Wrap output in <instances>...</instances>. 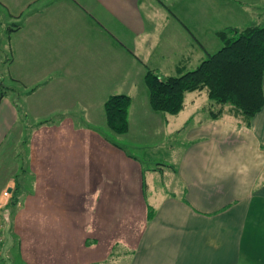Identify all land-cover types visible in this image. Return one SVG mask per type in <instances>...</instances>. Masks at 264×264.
<instances>
[{"label":"crops","instance_id":"0c3cea01","mask_svg":"<svg viewBox=\"0 0 264 264\" xmlns=\"http://www.w3.org/2000/svg\"><path fill=\"white\" fill-rule=\"evenodd\" d=\"M256 2L0 0L10 52L6 74L19 84V104L4 96L0 105V143L17 111L36 119L32 150L44 200L57 194L53 190L62 181V190L73 191L76 179L101 175L94 156L102 152L103 141L95 127L74 117L100 111L111 94L131 96L129 124L135 113L158 116L169 139L162 145L170 150L160 168L148 170L146 201L152 213L136 234L103 241L99 231L96 245L77 248L81 232L73 219L64 236L59 222L52 223L47 237L22 228V263L264 264V105L250 119L230 105L214 117L221 105L204 88L186 92L177 114L159 112L150 107L144 82L147 68L162 77L195 68L221 47L218 31L251 25ZM263 16L253 24L264 25ZM222 18L230 22L221 25ZM139 95L148 101L143 109L136 104ZM45 163L51 164L50 176ZM92 163L98 171H92ZM44 180H51L50 186L44 187ZM3 198L0 232L1 212L8 206ZM20 217L25 219L24 211ZM5 235H0V264H13ZM114 239L120 241L116 260H109Z\"/></svg>","mask_w":264,"mask_h":264},{"label":"rangeland","instance_id":"374dc122","mask_svg":"<svg viewBox=\"0 0 264 264\" xmlns=\"http://www.w3.org/2000/svg\"><path fill=\"white\" fill-rule=\"evenodd\" d=\"M252 1H257L258 5H254L253 16L248 24L257 22L255 20L261 18L264 12V0ZM229 22L228 18H222L219 21L224 26ZM1 24H3V12L0 8V105L4 96L15 98L16 104H19V84L13 82L6 74L7 57L10 52L4 43L8 41V33L3 31L6 28ZM146 103L148 106V101ZM146 103L141 95L137 96L136 104L139 108H145ZM91 112L88 116L74 118L77 122L89 123L95 127V134L103 141L102 152H96L94 156L102 166L101 175L88 181L76 179L73 191L66 187L62 190V181L55 190L49 189L59 194L49 196L48 201L39 194L38 190L41 188H37L40 165L35 162L32 150L33 127L31 126L36 119L22 115L21 111H17V115L14 116L12 128L0 143V193L2 194L6 188L12 189L10 196L3 198L8 206L1 212L0 235L3 238L6 234V240L10 241L11 250L8 258L11 259V263L24 264L18 256L22 236L20 231L23 229L30 234L47 237L52 234V223L59 222L60 236H64L68 232L67 221L73 219L77 223V231L81 232L80 245L76 247L88 248L99 242L97 237L99 231L103 232V241L111 235L136 234L137 229L152 213L146 201L148 170L160 168L163 165L161 162L163 158L166 160L170 155L169 147L162 145L169 139L158 123L159 117L141 114L142 119L141 115L135 113L132 115V123L129 124V132L116 134L107 126L104 107L100 111L91 110ZM57 118V120L63 119ZM154 130L159 132L154 133ZM170 139L173 140L176 137ZM120 157L129 159V162ZM43 167L45 174L50 176L51 164L45 163ZM91 169L93 172L98 171L95 163H92ZM51 182V180H44V187L50 186ZM60 190L63 191L62 194ZM53 191L50 192L53 193ZM22 211H24L25 219L20 217ZM56 230L54 228V232ZM118 242L120 241L115 239L110 241L109 260H116L115 245ZM1 264H5V261L4 263L1 261Z\"/></svg>","mask_w":264,"mask_h":264},{"label":"trees","instance_id":"16d2710c","mask_svg":"<svg viewBox=\"0 0 264 264\" xmlns=\"http://www.w3.org/2000/svg\"><path fill=\"white\" fill-rule=\"evenodd\" d=\"M218 35L221 47L191 70L162 77L147 69L145 83L153 110L177 114L183 109L186 92L204 88L209 98L221 105L214 117L223 113L224 105L247 119L263 107L264 25L231 27L218 31ZM131 102L126 93L111 94L104 102L107 126L116 134L129 130Z\"/></svg>","mask_w":264,"mask_h":264},{"label":"built area","instance_id":"2783aa9c","mask_svg":"<svg viewBox=\"0 0 264 264\" xmlns=\"http://www.w3.org/2000/svg\"><path fill=\"white\" fill-rule=\"evenodd\" d=\"M11 191L9 190V188H6L3 193H2V197L7 198L8 196H10Z\"/></svg>","mask_w":264,"mask_h":264},{"label":"water","instance_id":"95a60500","mask_svg":"<svg viewBox=\"0 0 264 264\" xmlns=\"http://www.w3.org/2000/svg\"><path fill=\"white\" fill-rule=\"evenodd\" d=\"M11 189V188H10Z\"/></svg>","mask_w":264,"mask_h":264}]
</instances>
